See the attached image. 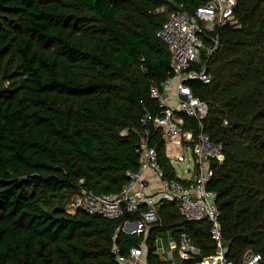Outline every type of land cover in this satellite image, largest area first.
<instances>
[{
    "label": "trees",
    "instance_id": "16d2710c",
    "mask_svg": "<svg viewBox=\"0 0 264 264\" xmlns=\"http://www.w3.org/2000/svg\"><path fill=\"white\" fill-rule=\"evenodd\" d=\"M181 3L200 4L0 0V264H117L114 246L126 254L139 244L121 231L138 216L108 220L67 205L81 189L119 192L139 169L141 118L158 110L151 81L170 75L158 37L168 17L157 11ZM210 35L219 40L205 59L212 81L191 83L209 106L205 132L224 147L209 189L228 259L241 264L253 253L264 264V0H237L233 21ZM159 153L166 166L162 143ZM161 217L199 248L177 264L215 253L208 220L187 221L174 203ZM148 243L150 263H159L155 232Z\"/></svg>",
    "mask_w": 264,
    "mask_h": 264
},
{
    "label": "built area",
    "instance_id": "2783aa9c",
    "mask_svg": "<svg viewBox=\"0 0 264 264\" xmlns=\"http://www.w3.org/2000/svg\"><path fill=\"white\" fill-rule=\"evenodd\" d=\"M192 1L200 4L189 9L181 3L158 32L171 55L170 75L160 83L151 81V98L158 110L153 113L147 109L141 118L144 129L138 133L139 169L126 172L127 181L119 192L95 194L81 189L68 205L71 214L84 211L108 220L126 213L139 217L127 219L121 226L123 233L141 241L126 254L114 246L117 264H151L148 242L154 232V254L159 258L155 264H177L199 255L188 232L164 229L161 213L166 203H174L187 221L211 223L216 251L196 264H233L224 244L218 193L209 189L215 174L213 163L225 160L224 147L205 132L209 106L195 95L191 83H211L213 77L205 59L216 51L219 40L210 34L233 21L237 0ZM161 143L166 166L160 162ZM177 166L181 167L179 171ZM165 237L169 240L168 249L160 246ZM260 261V255L247 253L241 264Z\"/></svg>",
    "mask_w": 264,
    "mask_h": 264
},
{
    "label": "rangeland",
    "instance_id": "374dc122",
    "mask_svg": "<svg viewBox=\"0 0 264 264\" xmlns=\"http://www.w3.org/2000/svg\"><path fill=\"white\" fill-rule=\"evenodd\" d=\"M158 13H161L162 15H167V17H168V9H159L158 11H157ZM164 13V14H163ZM166 17V18H167ZM180 166H177V169H178V171L180 170ZM74 196H72L71 197V199H69V201H68V205H69V203H72V201L74 200V198H73ZM68 205H67V209H69V207H68ZM160 246H161V248H165V249H168V247H169V240L167 239V237H165L164 238V240L162 241V242H160Z\"/></svg>",
    "mask_w": 264,
    "mask_h": 264
},
{
    "label": "crops",
    "instance_id": "0c3cea01",
    "mask_svg": "<svg viewBox=\"0 0 264 264\" xmlns=\"http://www.w3.org/2000/svg\"><path fill=\"white\" fill-rule=\"evenodd\" d=\"M158 257V256H157ZM159 259V258H158Z\"/></svg>",
    "mask_w": 264,
    "mask_h": 264
}]
</instances>
